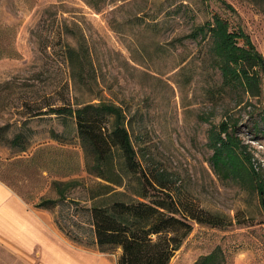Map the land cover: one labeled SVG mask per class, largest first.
I'll list each match as a JSON object with an SVG mask.
<instances>
[{
	"label": "rangeland",
	"instance_id": "obj_1",
	"mask_svg": "<svg viewBox=\"0 0 264 264\" xmlns=\"http://www.w3.org/2000/svg\"><path fill=\"white\" fill-rule=\"evenodd\" d=\"M227 1L237 13L220 0H0V49L10 42L18 51L0 58V125H7L8 137L20 130L28 141L21 150L0 139V179L23 194L50 196L53 178L77 177L86 185L96 180L83 168L71 170L82 154L74 117L38 112L48 103L102 97L124 108L146 170L165 171L179 195L245 221L226 227L193 221L168 264H193L216 244L226 254L222 264H264L257 193L246 182L217 175L207 138L212 125L231 116L254 164L264 168V133L252 128L250 118L264 101V79L259 98L241 88L221 91L208 39L182 37L216 10L238 21L264 57V11L247 0ZM67 45L81 55L73 66ZM78 66L82 78L73 73ZM247 98L252 104L240 100ZM82 187L68 193L72 199L57 205L53 217L80 237L74 242L116 264L117 249L101 251L94 243Z\"/></svg>",
	"mask_w": 264,
	"mask_h": 264
},
{
	"label": "trees",
	"instance_id": "obj_2",
	"mask_svg": "<svg viewBox=\"0 0 264 264\" xmlns=\"http://www.w3.org/2000/svg\"><path fill=\"white\" fill-rule=\"evenodd\" d=\"M247 1L264 11V0ZM220 2L237 13L232 3ZM210 14V19L193 25L182 37L208 39L207 54L219 71L221 91L241 88L250 98H259L264 79L262 53L238 21L232 23L229 17L216 10H210ZM65 52L72 66L73 58L81 56L71 45L65 47ZM17 55L12 43L8 42L4 48L1 46L0 58ZM73 73L81 78L84 76V70L79 66ZM240 100L252 104L249 98ZM260 106L256 115L250 114L251 126L264 133V101ZM39 110L38 113L53 112L74 117L82 154L71 170L83 168L96 180L86 185L77 177L53 178L47 186L54 190L55 196L47 192L35 195L16 192L34 206L53 211L61 202L72 199L68 193L79 184L85 186L82 190L89 201L85 211L94 243L101 251L117 249L116 264H168L192 229L193 221L218 227L245 222L237 214L229 217L179 195L165 171L146 170L138 160L121 104L99 97L97 101L76 104L69 101L48 103L45 109L40 107ZM238 122L228 116L209 128L210 163L218 176L250 185L264 210V168L254 164L246 143L237 135ZM6 128V124L0 125V139L24 150L28 141L22 131L8 137ZM54 221L63 231L57 218ZM63 232L74 241L80 239L77 235L71 236L70 231ZM225 261V251L216 244L200 254L193 264H222Z\"/></svg>",
	"mask_w": 264,
	"mask_h": 264
},
{
	"label": "crops",
	"instance_id": "obj_3",
	"mask_svg": "<svg viewBox=\"0 0 264 264\" xmlns=\"http://www.w3.org/2000/svg\"><path fill=\"white\" fill-rule=\"evenodd\" d=\"M0 264H112L74 242L53 212L34 206L0 179Z\"/></svg>",
	"mask_w": 264,
	"mask_h": 264
}]
</instances>
